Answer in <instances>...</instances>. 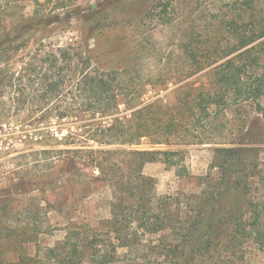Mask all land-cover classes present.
<instances>
[{
	"label": "rangeland",
	"instance_id": "obj_1",
	"mask_svg": "<svg viewBox=\"0 0 264 264\" xmlns=\"http://www.w3.org/2000/svg\"><path fill=\"white\" fill-rule=\"evenodd\" d=\"M0 2V19L8 29L24 19L57 18L48 27L26 36L29 48L43 42L88 49L104 68H129L130 73L125 79L135 83L140 82L136 75L139 70L144 75L142 83H146L143 103L159 100L175 113L182 111L177 107L180 97L194 89L212 87L213 65L203 61L204 50L229 47L230 22L237 20L239 15H242L237 20L239 23L248 19L242 0ZM256 6L264 16V0H257ZM163 10L166 11L160 14ZM68 14H72L71 19L66 18ZM158 14L160 19H157ZM190 40L197 53V62L205 66L192 75H188L187 70L192 61L181 53V46ZM258 103L264 108V98ZM258 103H241L225 111L219 119L222 133L215 143L165 146L152 145L150 139L142 138L133 146L104 147L80 137L78 142H65L54 147L81 151H88L89 146L106 150H183L189 172L186 177L177 176L173 167H167L160 160L144 166L143 173L153 180V191L147 196L149 205L153 213H159L168 224L155 232L150 228L158 224L145 227V224L132 221L127 224L133 233H130L133 236L128 247L118 246L114 239L111 241L116 247L107 243L109 237H113V234H106L108 221L120 192L115 190L108 177L98 173L86 158L87 154L86 163H78L87 180L41 189L42 172L52 168V180H55L64 173L66 166L57 158L53 167L38 161L40 156L18 158L44 147L0 135V199L6 202L5 217L0 219L2 264H13L19 253L43 258L47 248L60 250L66 235L72 231L87 239L98 235L94 242L107 245L113 258L111 264H182L192 242L184 236L191 225L198 227L199 232L209 226L207 233L201 231L199 234L203 238L195 252L194 264H264V117L257 111ZM119 108L117 115L129 117L130 110H124L123 105ZM69 121H64L62 133L56 131L58 136L67 131L79 132L80 121L70 127ZM84 122L87 124L85 131L93 130L99 122L106 124L108 117L96 114L88 116ZM233 146L240 147L241 151L235 160L226 163L223 159L229 154L217 152V148ZM17 169L21 170V175L16 174ZM119 174L113 180L122 178ZM92 176L102 180L93 182ZM229 180L231 182H227ZM15 182H21L25 188L33 184L35 190L15 195V191L8 189ZM227 184L229 189H226ZM132 200L135 199L128 198L122 204L124 213L129 211ZM208 218L212 219L211 224H206ZM32 229L38 230L37 236L22 250L18 247L22 234Z\"/></svg>",
	"mask_w": 264,
	"mask_h": 264
},
{
	"label": "trees",
	"instance_id": "obj_2",
	"mask_svg": "<svg viewBox=\"0 0 264 264\" xmlns=\"http://www.w3.org/2000/svg\"><path fill=\"white\" fill-rule=\"evenodd\" d=\"M256 2L242 0L248 19L239 23L237 20L242 17L239 15L237 20L230 22L232 36L229 47L204 50L203 61L213 65L212 87L194 89L180 97L177 107L182 111L176 113L168 105H161L159 100L143 103L146 83H142L144 75L139 70H136V75L140 82L135 83L125 79L130 73L129 68H104L88 49L59 47L43 42L29 48L26 36L48 27L57 20L56 17L24 19L10 29L0 19V135L44 147L40 151L21 154L18 158L40 156L38 161L46 167L54 165L57 158L66 166L64 173L55 180H52V168L42 172L41 189L87 180V175L78 166V163H86L87 154L86 158L98 173L108 177L115 190L120 192L112 206V218L108 221L109 231L106 232L107 236L113 234L107 242L112 248L116 247L111 241L113 239L120 247L130 245L129 239L133 235H130L132 232L127 224L132 221L145 224V227L158 224L150 230H162L163 224L168 222L159 213L155 215L149 205L147 196L153 191V180L143 173V168L147 163L160 160L167 167H173L177 176L186 177L189 172L184 163L183 150H106L89 146L91 149L88 151H81L54 147L65 142H78L80 137L104 147L133 146L142 138L150 139L152 145L165 146L215 143L222 133L219 119L225 111L241 103H258L260 98H264V16L260 14ZM160 14L157 19H160ZM66 18L71 19L72 14ZM191 42L181 46L182 55L192 61L187 69L188 75L205 68L197 62V53ZM120 105L124 106V110H130L129 117L117 115ZM257 111L264 117V108L259 103ZM96 114L108 117V122H99L93 130L85 131V119ZM66 120H70L69 127L80 121L77 126L79 132L67 131L58 136L57 132H63ZM1 142L5 143V140ZM240 151L237 146L217 148V152L229 154L223 159L226 163L230 159L235 160ZM15 171L21 175V170ZM118 172L122 178L113 180ZM123 178L125 180H121ZM90 180L95 182L102 178L92 176ZM34 187L32 184L25 188L21 182H15L7 188L15 191V195H21L34 191ZM229 188L227 184L226 189ZM121 194L135 199L128 205L126 213L122 211L125 207L122 204L128 198ZM5 209L6 202L0 199V219L5 217ZM211 222L212 219L208 218L206 224ZM208 229V225L200 232L192 225L186 228L184 236L192 242L182 264H194L195 252L203 238L199 234L201 231L207 233ZM37 231L32 229L23 233L18 247L23 250V246L32 243ZM97 236L81 238L78 232L72 231L66 235L60 250L47 248L43 258L19 253L13 264H111L113 258L107 245L95 244Z\"/></svg>",
	"mask_w": 264,
	"mask_h": 264
}]
</instances>
